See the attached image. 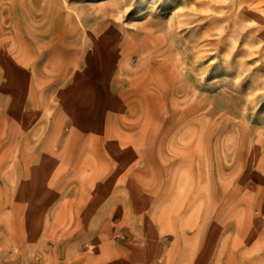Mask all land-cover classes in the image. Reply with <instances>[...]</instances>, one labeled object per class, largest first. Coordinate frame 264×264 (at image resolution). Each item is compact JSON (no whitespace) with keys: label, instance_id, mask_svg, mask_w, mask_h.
Returning a JSON list of instances; mask_svg holds the SVG:
<instances>
[{"label":"rangeland","instance_id":"obj_1","mask_svg":"<svg viewBox=\"0 0 264 264\" xmlns=\"http://www.w3.org/2000/svg\"><path fill=\"white\" fill-rule=\"evenodd\" d=\"M0 264H264V0H0Z\"/></svg>","mask_w":264,"mask_h":264},{"label":"bare ground","instance_id":"obj_2","mask_svg":"<svg viewBox=\"0 0 264 264\" xmlns=\"http://www.w3.org/2000/svg\"><path fill=\"white\" fill-rule=\"evenodd\" d=\"M104 15V14H103ZM96 16V15H95ZM104 18V17H103ZM68 31V30H67ZM63 41V40H62ZM58 42H59V40H58ZM123 75V74H122Z\"/></svg>","mask_w":264,"mask_h":264}]
</instances>
